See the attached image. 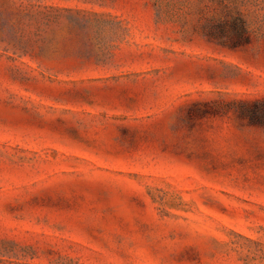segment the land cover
Segmentation results:
<instances>
[{
	"label": "rangeland",
	"instance_id": "374dc122",
	"mask_svg": "<svg viewBox=\"0 0 264 264\" xmlns=\"http://www.w3.org/2000/svg\"><path fill=\"white\" fill-rule=\"evenodd\" d=\"M256 108L264 0H0V264H264Z\"/></svg>",
	"mask_w": 264,
	"mask_h": 264
},
{
	"label": "trees",
	"instance_id": "16d2710c",
	"mask_svg": "<svg viewBox=\"0 0 264 264\" xmlns=\"http://www.w3.org/2000/svg\"><path fill=\"white\" fill-rule=\"evenodd\" d=\"M243 116L248 117L252 123L264 124V110H258L256 108L252 112L243 113Z\"/></svg>",
	"mask_w": 264,
	"mask_h": 264
}]
</instances>
